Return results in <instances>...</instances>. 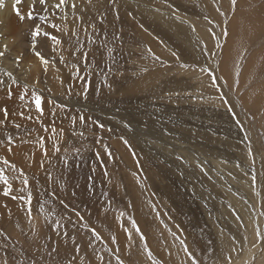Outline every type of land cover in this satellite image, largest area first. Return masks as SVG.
Instances as JSON below:
<instances>
[{
    "label": "rangeland",
    "instance_id": "rangeland-1",
    "mask_svg": "<svg viewBox=\"0 0 264 264\" xmlns=\"http://www.w3.org/2000/svg\"><path fill=\"white\" fill-rule=\"evenodd\" d=\"M23 1L22 14L32 3ZM250 1L237 0L233 11L231 0H74L75 10L68 0L63 10L37 5L47 20L32 24L13 7L0 9L9 43L13 32L19 45L30 43L37 23L62 40L55 51L38 47L55 77L53 91H40L43 115L0 124V140L13 138L11 152L0 144V168L13 188L4 196L0 183V264H118L117 257L124 264H264L257 237L264 234V98L253 106L242 100L258 71L240 86L247 59L263 45L246 48L264 21L260 8L242 17L234 51L227 47L231 23ZM172 25L194 51L178 49ZM226 48L238 54L228 68ZM222 239L230 244H217Z\"/></svg>",
    "mask_w": 264,
    "mask_h": 264
},
{
    "label": "snow or ice",
    "instance_id": "snow-or-ice-1",
    "mask_svg": "<svg viewBox=\"0 0 264 264\" xmlns=\"http://www.w3.org/2000/svg\"><path fill=\"white\" fill-rule=\"evenodd\" d=\"M22 3H23V0H14L13 5H12L15 15L21 21H23L25 19V16L21 13V10H20V7H19ZM236 4H237V0H231V5H232L233 11L235 10ZM37 5H39L40 9H42L44 11H48L49 8L63 10L64 7L66 5H68V0H58V2L53 3V4H49V0H32V3L29 5V8L32 9V10H35L37 8ZM4 6H5V0H0V9H2ZM76 7H77V4L73 0V3L71 4V8L73 10H75ZM27 16H28L29 19H31L32 16H33V11H29ZM39 20L41 22L46 21L47 17L46 16H40ZM51 27L53 29H55L57 32L64 31V29H62L61 27H59L56 24H52ZM72 35L74 37H76V44L79 45L80 41H79V37H78L77 33L75 31H73ZM223 35L226 36L227 35V31H225L223 33ZM42 37L48 38L52 42V44L55 45V46L61 45L62 44V40L58 36L53 35L52 33L44 30L40 23L35 24L34 27L31 29V45H30L31 49H32L34 55L40 61L42 70L44 72H47L48 68H49L50 61L47 58H45V56L37 48L38 40H39V38H42ZM0 38H3V33H0ZM116 39H119V37H116ZM89 43H95V40L90 38L89 39ZM55 50L56 49L54 47L53 51H55ZM79 50H80L79 47H77L75 49V51H79ZM111 51L112 50L109 49V52H111ZM8 52H9V47H8L7 43H4L3 45H0V59L5 58L6 57V53H8ZM73 54L75 55V52ZM87 56H88V53H86V52L83 53V57L82 58H83L85 63H87ZM22 60H23V55L22 54L21 55H17L14 58V61H13L14 66L19 68L21 63H22ZM61 62L62 63L64 62V58H63L62 55H61ZM74 67H77V66L74 65ZM77 72H78V68H77ZM5 75L9 78L8 83H6L4 80H0V86H3L6 89V96H7L8 99H11L12 96H13L12 86L18 84V79H17L16 76L13 75V72H11V71L6 72ZM237 75H239V74H237ZM80 79L84 80L85 78L84 77H80ZM212 86H215V78H213V85ZM87 91H88V84L85 83V85H84V95L85 96L87 94ZM24 92H25V94H27V92H28L27 86H25ZM31 98H32V102L34 103L36 111L38 113H40L41 115H43V108H42L43 97H42V95H39L35 91H33L31 93ZM19 99L23 101L25 99V95H20ZM225 103H227V101H225ZM229 111L231 112L232 109L229 108ZM0 113H2L4 119L7 120L8 116H9V110H8V108L6 106L0 108ZM19 115L21 117H24L25 114H24L23 111H21L19 113ZM27 118L31 119V116H29ZM79 119L83 123L85 118H84L83 115H81L79 117ZM3 122L4 121H0V124H2ZM74 123H75V119H73V124ZM237 123H239V121H237ZM99 126L103 127V125H99ZM16 127L18 128L20 126L16 125ZM42 139L43 138H41V140ZM97 142L99 143V141H97ZM12 143H13V138L11 136L5 137L4 140H0V144H4L6 149H7V151H9V152L12 151V148H11ZM124 143H125V145H128V141L127 140H124ZM56 150L58 151L59 149L57 148ZM105 152L109 156V158L111 159V152L107 149V146H105ZM249 154H251V149H249ZM97 157L99 158V153H97ZM3 163L5 165H8L13 171H15V167L16 166L14 164H10V162L7 159H4ZM105 175H107V172H105ZM89 179L91 180V177H89ZM0 183H2L5 186V189L3 191V195L4 196H10L12 194V191H13L12 184L10 183L9 177L5 174V170L3 168H0ZM23 184L25 186H27V184H28L27 179L23 180ZM20 191H23V189H21ZM11 198L14 199V200L15 199H20V200L25 199L24 196H15V195H12ZM31 199H32V197H31V194L29 193L27 195V202H28L29 205L31 203ZM61 203H63V202H61ZM65 207H67V205H65ZM29 216L31 217V209H30V207H29ZM77 216L79 217V213H77ZM131 223H132V226L136 229V231L138 233H140V229H139L138 225L135 224V221L133 220V221H131ZM57 226H59V225H57ZM85 227H87V225H85ZM92 233H93L94 236L99 238L98 234L95 232V229H92ZM0 234H3V232L0 231ZM65 235H67V233H65ZM130 237H131V234L129 233V238ZM257 237H258V239L264 240V234H261L259 231H257ZM141 239H144L142 233H141ZM73 242H75L74 238H73ZM113 242H115V238L114 237H113ZM183 243L184 242L181 241V244H183ZM253 247H256V245H253ZM184 250H185V252H188V249H187L186 246H185ZM76 251L77 252L79 251V245H77ZM55 252H57V248L53 247L51 249V251L48 253V255H51L52 253H55ZM148 255H149V257H151V252H149ZM189 255H190V253H189ZM102 259L103 258H101V260ZM253 259H255V258L253 257ZM117 262H118V264H124V262L121 261L119 259V257H117ZM3 264H8L7 259H4ZM30 264H38V262H37V260L35 258H33L30 261ZM69 264H72L71 260L69 261ZM192 264H197V261L195 259H193ZM229 264H231V259L230 258H229Z\"/></svg>",
    "mask_w": 264,
    "mask_h": 264
},
{
    "label": "bare ground",
    "instance_id": "bare-ground-1",
    "mask_svg": "<svg viewBox=\"0 0 264 264\" xmlns=\"http://www.w3.org/2000/svg\"><path fill=\"white\" fill-rule=\"evenodd\" d=\"M102 2V1H101ZM100 3V2H99ZM5 5L7 6V8H11L13 3L11 1L9 2H6L5 1ZM96 5V4H90L89 5V8H94L93 6ZM98 5V3H97ZM28 6V3L27 1H23V3L19 6L20 8L21 7H27ZM7 10V9H6ZM29 11H33V16L31 19L28 18L27 14ZM29 11H25L23 13V15L25 16V19L26 21H28L29 24H32V23H35L37 21V19H39L40 16H43L42 14H37L36 13V9L35 10H29ZM250 17H251V13H249ZM246 15V14H245ZM248 16V17H249ZM2 16L0 15V18ZM158 17V16H157ZM249 17V18H250ZM159 18V17H158ZM160 19V18H159ZM246 19H248L246 17ZM35 20V21H34ZM164 21V20H163ZM239 21V20H238ZM162 22V21H161ZM165 22V21H164ZM240 22V21H239ZM245 22V21H244ZM238 24V23H237ZM241 24V23H240ZM1 26V25H0ZM170 26V25H169ZM176 28V32L179 31L178 33V36L179 37H176L177 41L178 42H175L177 45H178V49L180 48H188V49H191L194 51V45L189 41L187 44H184L180 35L182 34L183 37L186 36L185 32L181 30V26H175V25H172ZM238 26V25H237ZM247 27V26H246ZM252 27V26H251ZM232 28H233V24H232ZM254 28V27H253ZM256 28V26H255ZM184 29V28H183ZM231 35H233L232 37H230V44L227 45V47L230 48V46H232V51H234V46L231 45L233 44L234 42V37H236V32H231L230 33ZM17 38V33L16 32H13V39H12V43H9L11 40L10 38H0V45H3L4 43H7L8 44V47L10 49V52L6 53V57L3 58V59H0V80H4L6 83H8V80L9 78L5 75L6 72L8 71H11L13 72V75L17 77L18 79V84L17 85H13L12 86V91H13V96L11 99H8L7 96H6V89L3 87V86H0V108L6 106L9 110V116L7 118V120L4 119L3 117V114L0 113V121H4L3 123H8L9 121H11L12 119H14L16 122H17V118L19 120H23L24 122L27 120H25V118H21V116L19 115V113L21 111L24 112V114L26 113L28 116H29V113L32 111H35V106H34V103L32 102V98H31V93L33 91H35L37 94L39 95H42L43 97V94L41 91V88L44 86L45 88V92L46 91H53L54 90V82H55V77L54 75L52 74V71L50 69V66L48 68V71L47 72H44L42 70V67H41V64H39L37 61H36V58H33V59H30L28 58L26 55L28 52V50H31V42L30 43H27L25 42L23 45H19L15 40ZM186 38V37H185ZM15 39V40H14ZM186 41V40H185ZM229 41V40H228ZM238 46L239 43H236ZM11 46H15L17 48L23 46L25 49L23 52H21L20 54H16L13 50V48ZM46 46V48H48V52H50L53 48V44L52 42L44 37L43 41H40V43L37 44V48L38 47H42L44 48ZM183 46V47H181ZM184 48V49H185ZM227 49V48H226ZM192 51V52H193ZM33 53V51H32ZM194 53V52H193ZM231 51L229 49L226 50V54H230ZM23 55V60H22V63L20 65L19 68L15 67L14 66V58L17 56V55ZM44 55V54H43ZM197 55V53H196ZM195 56V55H194ZM193 58V57H192ZM198 59H200V55L198 57ZM202 59V58H201ZM227 58H225L226 60ZM26 60H29V61H26ZM227 61V60H226ZM25 86H27V89H28V92L27 94H25L24 92V88ZM35 88V89H34ZM52 88V89H51ZM47 93V92H46ZM48 94V93H47ZM20 95H25V99L22 101L19 99V96ZM49 96V95H48ZM45 97V96H44ZM43 97V98H44ZM45 101V100H44ZM46 102V101H45ZM62 103V102H61ZM254 103V102H253ZM43 106V105H42ZM37 112V111H36ZM17 115V118L14 116ZM32 115V113H31ZM30 115V116H31ZM38 115V114H37ZM26 116V115H24ZM35 116V115H34ZM34 118V117H33ZM37 119V118H36ZM9 120V121H8ZM20 123V122H19ZM31 123V122H30ZM21 124V123H20ZM36 125V124H35ZM27 149V148H26ZM16 157V155L14 156ZM18 158V156H17ZM16 158V159H17ZM18 160V159H17ZM20 160V159H19ZM25 160V158L23 159ZM143 165V164H142ZM220 242V243H219ZM217 244H219L220 246H228L230 243L227 241V240H219L217 242ZM219 247V246H218ZM231 248V247H230ZM222 249V248H221ZM236 249V248H235ZM232 250V248H231Z\"/></svg>",
    "mask_w": 264,
    "mask_h": 264
},
{
    "label": "crops",
    "instance_id": "crops-1",
    "mask_svg": "<svg viewBox=\"0 0 264 264\" xmlns=\"http://www.w3.org/2000/svg\"><path fill=\"white\" fill-rule=\"evenodd\" d=\"M250 2L254 3V4H251L250 11L249 10H241V11H239L241 14H244V15H242L241 17L235 19L234 22L231 23V28H232V24H233V28H232V31L233 32H236V29L235 28H237V27L239 28L240 27V25H241L240 23L242 22V17H245V19L247 17L249 19V17H250L249 16L250 15L249 13H252V11L254 9L260 8L259 10L260 11L262 10L264 12V10L261 8L262 6H264V2H262V3H258L257 2V4H255V0H251ZM262 16L264 17V15H262ZM248 19H246V20H248ZM238 20L241 21V22H239ZM257 31H259V32L255 36H252V37L249 38V43L250 44L252 43L249 47H246L244 45L237 47L238 49H243L245 47L246 48H250V47H252L253 43H255L257 41L259 42V44L263 42V45L262 44H261L262 46L260 45L261 48L259 46V49L254 50V53L252 54V58L247 59V62L245 64L244 71H243V74H242V78H241V81H240V86H242V89H244L247 84H250V82H251V79H250L251 76L256 71H258L256 73V77H255V80H254L255 81V84H251L252 86L248 89V91L246 92V94L245 95H242V100L245 103H248L246 105H252V106L253 105L261 104L260 101L262 100V98H264V21H263V23H261L257 27ZM231 45H233V44H231ZM231 48H232V46H230L229 49H231ZM230 55H231V53L230 54H226V56L228 57L227 58V68L229 66H232L230 64V61L233 62L236 59L235 57L238 54L236 53L235 55H233L231 57H230ZM228 64H229V66H228ZM231 72H234V70L231 69ZM257 78H261V79L256 80ZM258 91H262V95L259 94Z\"/></svg>",
    "mask_w": 264,
    "mask_h": 264
}]
</instances>
